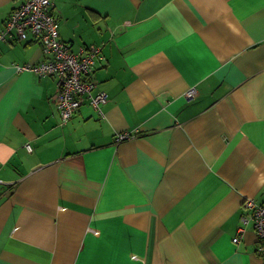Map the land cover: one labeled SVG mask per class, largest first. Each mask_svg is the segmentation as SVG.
Here are the masks:
<instances>
[{"label":"crops","instance_id":"crops-1","mask_svg":"<svg viewBox=\"0 0 264 264\" xmlns=\"http://www.w3.org/2000/svg\"><path fill=\"white\" fill-rule=\"evenodd\" d=\"M24 1L0 0V30ZM51 12L73 50L101 48L107 101L61 124L56 81L14 68L39 42H0V264H264L241 220L264 203V0Z\"/></svg>","mask_w":264,"mask_h":264},{"label":"built area","instance_id":"built-area-1","mask_svg":"<svg viewBox=\"0 0 264 264\" xmlns=\"http://www.w3.org/2000/svg\"><path fill=\"white\" fill-rule=\"evenodd\" d=\"M53 1L25 0L13 9L0 30V42L24 41L28 38L39 42L44 60L32 65H14V68L18 73L31 72L56 81L52 101L59 112L61 124H65L84 101L101 114L100 107L106 103L107 96L103 91H95V83L89 77L95 60L102 58L100 48L80 46L73 50L70 44L62 42L58 20L51 12ZM196 95L195 88H192L185 97L190 101ZM127 137L128 134H118L114 141L121 142ZM26 147L30 150L28 145ZM244 207L251 212L249 216L242 217V223H252L256 251L264 258V203L246 200ZM242 234L243 228L232 241L237 243Z\"/></svg>","mask_w":264,"mask_h":264},{"label":"trees","instance_id":"trees-1","mask_svg":"<svg viewBox=\"0 0 264 264\" xmlns=\"http://www.w3.org/2000/svg\"><path fill=\"white\" fill-rule=\"evenodd\" d=\"M85 47H87V48H90V47H96V46H90V47H88V46H85ZM100 48V47H99ZM100 50H101V48H100ZM101 52V59H96L95 60V62H94V65H93V69H92V72H91V74H90V80L93 82V83H95V81H93V79H92V74H93V71H94V67H95V64H96V62L97 61H102L103 60V55H102V51H100ZM95 86H96V88H95V91H100V90H98L97 89V84L95 83ZM88 105V106H90L89 104H88V102L87 101H84L83 103H82V105L81 106H83V105ZM81 106H79L73 113H72V115H71V117H70V119L79 111V109H80V107ZM55 108V110H56V112L58 113V115H59V112H58V110L56 109V107H54ZM60 117V116H59ZM69 121V120H68ZM67 123V122H66ZM65 123V124H66Z\"/></svg>","mask_w":264,"mask_h":264}]
</instances>
